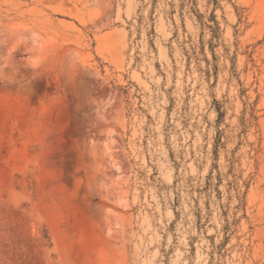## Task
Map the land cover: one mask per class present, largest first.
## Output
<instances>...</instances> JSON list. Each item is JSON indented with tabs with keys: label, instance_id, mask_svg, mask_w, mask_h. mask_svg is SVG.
Wrapping results in <instances>:
<instances>
[{
	"label": "rangeland",
	"instance_id": "1",
	"mask_svg": "<svg viewBox=\"0 0 264 264\" xmlns=\"http://www.w3.org/2000/svg\"><path fill=\"white\" fill-rule=\"evenodd\" d=\"M0 264H264V0H0Z\"/></svg>",
	"mask_w": 264,
	"mask_h": 264
}]
</instances>
